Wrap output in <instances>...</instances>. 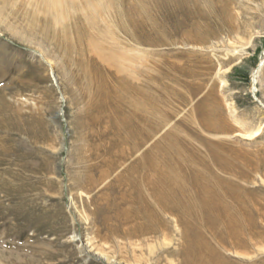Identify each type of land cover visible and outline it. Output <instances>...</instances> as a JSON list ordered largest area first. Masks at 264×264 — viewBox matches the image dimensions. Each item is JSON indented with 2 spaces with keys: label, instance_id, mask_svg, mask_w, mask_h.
Here are the masks:
<instances>
[{
  "label": "rangeland",
  "instance_id": "1",
  "mask_svg": "<svg viewBox=\"0 0 264 264\" xmlns=\"http://www.w3.org/2000/svg\"><path fill=\"white\" fill-rule=\"evenodd\" d=\"M125 1L0 0V264H264V0ZM151 148L176 213L131 238Z\"/></svg>",
  "mask_w": 264,
  "mask_h": 264
},
{
  "label": "bare ground",
  "instance_id": "2",
  "mask_svg": "<svg viewBox=\"0 0 264 264\" xmlns=\"http://www.w3.org/2000/svg\"><path fill=\"white\" fill-rule=\"evenodd\" d=\"M77 2L86 5L87 7H90V9L92 10L94 8L96 9V7H101L102 6L101 4H104L105 2L111 3V2H115V0H44L43 3H45V5L49 7V9L57 12L56 15L59 13L60 16H62L66 12L65 10L69 9V6H75ZM108 60L110 61L109 58ZM141 134L144 135L145 133L142 132ZM151 136H152L151 133L149 134L146 133L145 141L149 140ZM141 146L142 144L137 145L136 148L133 149L132 153L130 154L134 155L136 152L139 151ZM155 150L156 148H151L150 150L146 151L140 159L134 160L126 168L127 170L123 172V173L126 172L127 174L123 182H125L127 186L130 187L129 191H131V193H134L133 196L134 198L137 199L135 200L139 201L141 204H143V207H145L144 209H142L143 208L142 207L140 209V212L142 213L143 210V213H146L148 215L147 218H144L145 216L139 214L140 216H142L140 217L142 221L136 227L134 226L135 228H132L133 232H127V235H129V237L131 238L139 237V235H141L142 237H149V236L153 237L154 235L159 233L160 228H165L166 226H168L166 224L170 222L169 221L170 218L174 216L176 213L177 197H176V193L173 194L172 192L173 180L172 177L169 176V172L168 174H166L167 173L166 169L172 170V168L167 153L159 152L160 154L158 153L159 156H157ZM126 157L128 159V156ZM132 202L134 203V200ZM137 215L134 214V216L136 217ZM228 233L230 234V237L238 238L237 237L238 233L232 232L231 230H229ZM214 235H215L216 243L206 241L198 246H195L187 242L188 246L184 248V250L179 252V257H181V264H228L220 251V249L221 250L224 249V245L227 244V242H225V238L223 236L219 235V232L214 231ZM164 237H165L164 239H167L168 235L164 234ZM237 245L241 246L243 245V243L238 242ZM151 254H153L152 251Z\"/></svg>",
  "mask_w": 264,
  "mask_h": 264
}]
</instances>
